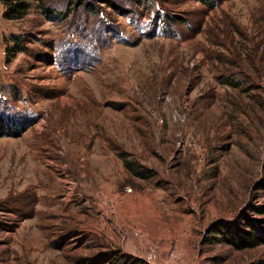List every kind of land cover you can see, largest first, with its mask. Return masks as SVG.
<instances>
[{"label":"rangeland","instance_id":"1","mask_svg":"<svg viewBox=\"0 0 264 264\" xmlns=\"http://www.w3.org/2000/svg\"><path fill=\"white\" fill-rule=\"evenodd\" d=\"M112 2L0 0V264H264V0Z\"/></svg>","mask_w":264,"mask_h":264},{"label":"trees","instance_id":"2","mask_svg":"<svg viewBox=\"0 0 264 264\" xmlns=\"http://www.w3.org/2000/svg\"><path fill=\"white\" fill-rule=\"evenodd\" d=\"M1 1L5 9V18L11 21H18V20L20 21V20L25 19L30 14V10L34 2L39 3L41 10L43 12L51 13V14L53 13L52 11H50V9L44 7L45 0H1ZM80 1H82V4H85L86 2V0H80ZM96 1L99 2V4H105L109 8L118 10V7L112 2V0H96ZM200 1L206 2V0H200ZM19 43H21V41ZM227 84L233 87L239 86L238 83L231 82L230 80L227 82ZM0 127H4V122L0 121ZM255 209L256 211L259 212V214L264 215V206H260ZM244 223L246 227H249V228L252 227L254 229L250 221L248 220L246 221L244 219ZM218 233L222 234L223 239H226V241H230L232 244L240 247L241 249L257 247L263 241L262 238H260L259 234L257 235L253 232H247L246 230L242 229L241 224L223 225L219 229Z\"/></svg>","mask_w":264,"mask_h":264}]
</instances>
